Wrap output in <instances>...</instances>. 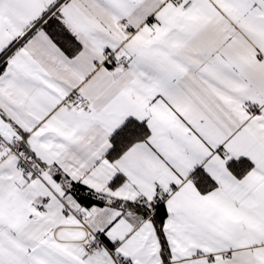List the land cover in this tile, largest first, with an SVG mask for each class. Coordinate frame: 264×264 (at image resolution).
<instances>
[{
  "label": "snow or ice",
  "instance_id": "1",
  "mask_svg": "<svg viewBox=\"0 0 264 264\" xmlns=\"http://www.w3.org/2000/svg\"><path fill=\"white\" fill-rule=\"evenodd\" d=\"M0 264H264V0H0Z\"/></svg>",
  "mask_w": 264,
  "mask_h": 264
}]
</instances>
